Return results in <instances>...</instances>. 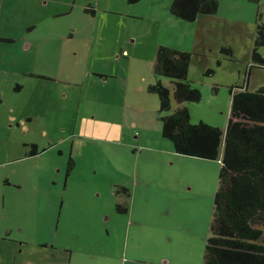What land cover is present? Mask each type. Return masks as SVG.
<instances>
[{
	"label": "rangeland",
	"instance_id": "374dc122",
	"mask_svg": "<svg viewBox=\"0 0 264 264\" xmlns=\"http://www.w3.org/2000/svg\"><path fill=\"white\" fill-rule=\"evenodd\" d=\"M215 1L216 14L187 23L170 15L172 0H0V38L14 40L0 41V68L6 70L0 74V205L5 195H26L29 188L24 205L23 199L8 212L0 209V225L8 226L11 238L26 235L35 244L56 237L60 224L50 217L64 209L81 217L58 235L57 245L71 247L85 264L204 263L220 160L176 153L162 137L160 117L182 104L173 100L166 77L160 79L170 91L169 112H159L158 96L148 88L156 82L158 46L191 53L187 80L201 99L183 107L191 123L224 131L230 91L264 86V69L252 66L264 0ZM71 33H78V42L68 40ZM259 53L264 59V46ZM27 118L33 123L25 124ZM14 120L20 127L8 129ZM26 141L49 149L24 158ZM70 155L74 178L63 186ZM6 180L22 189L5 186ZM113 185L127 188L131 197L117 194ZM69 196L76 200L64 207ZM117 207L128 212L117 213ZM7 242H0L7 259L0 257V264L21 263L5 257ZM60 252L67 258L55 262L67 264L69 253Z\"/></svg>",
	"mask_w": 264,
	"mask_h": 264
},
{
	"label": "trees",
	"instance_id": "16d2710c",
	"mask_svg": "<svg viewBox=\"0 0 264 264\" xmlns=\"http://www.w3.org/2000/svg\"><path fill=\"white\" fill-rule=\"evenodd\" d=\"M142 0H127L129 5ZM259 3V0H247ZM215 0H172L170 15L194 23L200 16L216 14ZM92 12L94 10H91ZM5 41V39H0ZM252 66L264 69L259 50L264 46L263 25L257 26ZM231 54L228 48H222ZM191 53L158 46L149 86L157 95L159 112H169L170 91L161 77L171 80L173 100L198 103L201 93L187 80ZM207 70L206 74L211 73ZM248 75V74H247ZM231 111L224 131L203 122L191 123L189 111L179 106L160 117L162 137L172 142L176 153L210 161L220 159L218 187L214 194L210 233L203 264H264V86L253 91L236 87L230 91ZM117 194L130 197L127 188ZM119 213L126 209L117 207Z\"/></svg>",
	"mask_w": 264,
	"mask_h": 264
},
{
	"label": "crops",
	"instance_id": "0c3cea01",
	"mask_svg": "<svg viewBox=\"0 0 264 264\" xmlns=\"http://www.w3.org/2000/svg\"><path fill=\"white\" fill-rule=\"evenodd\" d=\"M60 2H62V1H60ZM46 3H47V1H46ZM84 11L90 13L86 9H84ZM90 14H94V11H93V13H90ZM77 32H79V28L77 29ZM77 34L78 33H75V34L72 33L70 40L74 39L75 43L78 42L77 41L78 39L76 37ZM54 40L56 41L57 39L55 38ZM104 43L105 42H104L103 39L99 40V44H100L101 47L104 45ZM75 50H78V49H75ZM23 52H24V50H23ZM92 73H93V71H92ZM35 75H43V74H34V76ZM93 76H99L100 78H102L103 82L106 80V78H105L106 75H103V73H100V72L93 73ZM13 107H14L13 104L10 103L9 107H8L9 115H11ZM218 160H220V159H218ZM74 169H73L72 172H74ZM73 178H74L73 174L71 173V176L69 178V183L73 181ZM130 197H131V193H130ZM75 200H76V198L69 196L68 199H65V202L63 204L64 207H65L66 203L68 205H70L73 202H75ZM25 202H26V200L24 199L23 204ZM127 212H128V210H126L125 214ZM61 213L62 212L58 210V212L55 215L52 214V216H54L53 218L50 217V221L53 220V219L54 220L57 219V222L59 221V224H60V226H58L59 228H58V233H57L56 237L51 238L50 240H45V242L39 241V242L33 244L34 241L31 242L28 239V237L26 235H24V238H21V239L26 241L25 245H24V246H27L26 249L22 248V250L20 251V249H19L20 245L15 244L14 243L15 240H13L12 242H7L6 244H2V246L6 247V248H9L8 250L10 251V255H7L5 257L10 259V260H13V261H21L22 264H30L31 262H32V264H66L65 261H64V263H62V261H60L59 263L55 262L57 258L58 259H62V258L66 259L67 258L66 256H64L60 252V250H61V251H63V253L68 252L69 255H70V258L68 259L67 264H72V259H75L74 260L75 264L78 263V262L85 264V261L83 260V258L80 259V258H77L76 256L73 255V251H72L71 247H65V246L59 247L57 245V242H56V238L58 237V235L60 233L63 234L65 231L70 229L71 226L74 227V224L71 221L72 220L75 221L76 216L81 217V215H80V213H77V212H74V211L66 213L64 211V209H63V214L62 215H61ZM117 213H119V212H117ZM3 234H4V232L2 230H0V242L1 243H4V241H5V240L2 239ZM107 234H109V233L107 232ZM27 242H28V244H27ZM82 248L78 247L77 250H82ZM23 252H24V255L22 254ZM102 252L105 253V250L102 249ZM15 253H17V255ZM0 255H1L0 256L1 260H7V259H4V257H2L3 256L2 254H0ZM21 263H19V264H21Z\"/></svg>",
	"mask_w": 264,
	"mask_h": 264
},
{
	"label": "flooded vegetation",
	"instance_id": "af4514ba",
	"mask_svg": "<svg viewBox=\"0 0 264 264\" xmlns=\"http://www.w3.org/2000/svg\"><path fill=\"white\" fill-rule=\"evenodd\" d=\"M86 10L89 11L90 13H93L91 11L93 9H91L89 7H87ZM29 31L30 30H28V32ZM71 35H72V33L70 35H68V40L71 39ZM0 39H5V38H0ZM5 40L7 41V42L4 41L5 43H12L14 41V40H12L10 38L5 39ZM24 53H25V50H24ZM0 74H3L5 76L6 70L4 68H0ZM30 75H34V74H30ZM3 77H2V79H3ZM35 77H37V79H46V80L47 79L48 80H51V79L53 80L54 79V78L48 77L46 75H35ZM1 84H3V81L2 80L0 81V86H2ZM13 90H14V92L16 91V92L19 93L22 90V87L19 86L18 84H16L14 86ZM0 94H1V97H0V105H2L5 102V97H4L5 95H4V93H3L2 90H1ZM9 117L12 118V113H11V115H9ZM24 122H25V124L33 123V119L32 118H27V119H24ZM6 127L8 129H15V128L18 129L20 127V122H18L17 120L8 121L7 124H6ZM26 142L27 143H23L22 144L23 147H26L28 149L27 152L24 155V158H31V159L34 158V159H36L39 155H41L45 151L47 152L48 149H49V147L48 148L44 147V148L40 149L38 147L40 145L38 144L37 141H35V142L26 141ZM61 154H62L61 151H58V155H61ZM75 166H76V161H74V158L70 155L69 156L68 163H67V168L65 169V172H64V184H63V186H67V184H69V178H70L71 173H72L73 169L75 168ZM55 183L56 182L53 181L52 185H54ZM4 185L5 186H14L16 189H19V190L22 189L19 184H16L15 185L14 183L9 182V180H6L4 182ZM35 186H37V182L32 183V186L30 187V192L33 190V188ZM122 187L123 186H120V185H113L112 188H113V190H117V189H120ZM27 192L28 193L26 195H21V194L17 195L16 194V195H13L12 197L5 195V198H3L2 202H1V205H0V209L2 210V212H8V211H10L12 209V207H16V206L20 205V203L23 200V198L25 196L29 195V188H28V186H27ZM17 221L18 220H15V221L13 220V222H17ZM0 230H2L4 232L3 237H2L3 240L9 241V242H12L13 240H15L14 241L15 244H17V245H25V242H26L25 240H21L19 238L13 239V238L10 237L11 231H8V226H5L4 224H2V225H0ZM22 231L23 230H21V229H17L15 231V233L21 234ZM20 238H24V236L23 237H20ZM27 244H28V242H27ZM19 249H20V251L22 250L21 247Z\"/></svg>",
	"mask_w": 264,
	"mask_h": 264
}]
</instances>
